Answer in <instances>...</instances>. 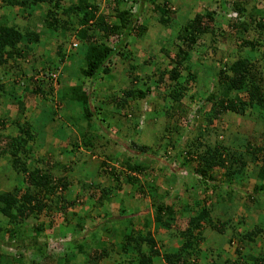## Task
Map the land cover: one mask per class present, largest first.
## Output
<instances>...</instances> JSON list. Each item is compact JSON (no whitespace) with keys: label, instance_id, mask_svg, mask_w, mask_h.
Returning a JSON list of instances; mask_svg holds the SVG:
<instances>
[{"label":"trees","instance_id":"1","mask_svg":"<svg viewBox=\"0 0 264 264\" xmlns=\"http://www.w3.org/2000/svg\"><path fill=\"white\" fill-rule=\"evenodd\" d=\"M64 1L0 0V10L11 11L13 15L12 10L17 9L14 15L24 17L26 21L30 17L39 18L35 23L34 18L29 20V25L22 28L17 23H10L12 21L6 15L0 17V97L6 91L3 78L10 71L17 76H24L27 69L21 68L17 60L29 57V71H32L30 81L39 83L37 90L27 95H39L46 103L47 97L52 94L51 87L56 83L61 89L59 103L65 104L53 111L55 116L58 110L64 112L67 106L75 107L78 101L81 115L87 122V130L83 132L81 140L85 148L91 147L98 157L112 159L107 152L104 155L97 151L98 148L104 150L106 144L93 133V125L101 126L104 121L100 114L111 117L114 127H120L119 131H124L126 127L129 132L122 137L126 140L121 161L123 169L118 171L111 168L110 173L115 182L114 189L120 191L123 185L132 189L125 193L131 204H128L130 207L124 206V195L119 199L121 204L111 207L109 200L115 194L112 195L109 189L99 194L97 205L90 201L79 202V197L73 201L66 199V191H71L72 184L61 176L65 163L62 155L58 157L51 153L54 159L48 162L41 158L34 159L33 156L37 137V122L34 121L38 110L46 109L45 103L27 104L25 100L19 101L14 117L0 118V163H4L0 168V244L4 241L15 250L14 253L7 250L0 252V264H78L75 261L78 255L82 259L79 264H99L102 261L113 264H264V255L256 253L257 247L254 246L258 239L263 240L259 248L264 246L263 227L253 224L252 229L237 234L233 220L228 216L231 213L226 211V206L232 205H243L242 208L247 209V205L264 207V8L256 10L252 6L248 12L242 1L232 3L234 16L229 17L228 24L236 35L233 44L236 53L234 57L230 52L226 56L221 53L217 59H212L210 65H204L217 74L206 97V101L212 104L207 114L209 117L204 120L205 124H195L186 133H181L184 130L183 124L180 118H176L172 125L165 127L164 132L168 134L169 140L164 142L166 148L160 149L163 139L159 140L157 148L147 142L139 144L138 139L127 143L137 126L136 122L131 123L128 119L139 112L138 104L130 103L146 99L152 91L162 89L159 94L162 104L157 107H165L170 118V110L174 111V107L177 109L189 92L186 84L197 82L202 74L198 68L203 66L202 58L190 61L197 44L202 40L208 41L212 51L216 52L217 47L213 45L217 43V13L206 11L191 15L177 30L176 40L179 43L176 41L169 48L160 49L170 69L163 65L165 68L160 69L158 75L154 73L145 76L147 80L154 78V90L153 84L147 86L145 80H142L143 86L146 84L145 89L139 88L141 76L136 74L129 88L112 91L110 95L113 97H110L109 93L103 96L86 94L80 85H64L62 77L67 78V71L76 65L75 60L69 63L75 55L73 47L66 52L61 43L55 46V56L49 62L41 63L39 69L35 65L38 56L34 50L29 49L41 43L42 28L64 36L73 34L77 46L84 47L83 55H78L82 60L76 70L79 71L78 78L87 81L104 79L112 74L113 68L109 64L114 56L125 59L130 57L129 52H125L127 39H140L149 30L144 22L146 17L142 23L140 21L143 10L141 4L147 0H105L106 13L100 12V5L95 0H76L66 7L63 6ZM221 1V7L222 4L227 7L226 0ZM124 2L138 5L139 10L131 11L132 8H127ZM147 2L152 4L147 9L151 12L150 21L154 13L158 14V18H155L157 29L160 25L173 27L170 15L173 10L168 7L166 0ZM38 8H41L40 17L35 15ZM73 18L77 20L76 25L73 24ZM156 26L151 27L153 32ZM133 66L130 65V69ZM64 88L69 91H64ZM66 93H70L68 101L75 100L72 104L64 100ZM197 93L191 94V101L197 98ZM92 101L94 106L90 104ZM168 101L172 103L170 110L165 104ZM97 102L100 104L95 106ZM112 105L124 113L110 116L109 107ZM35 107L36 110H32ZM158 109L155 110L157 117ZM229 114L244 118L241 123L249 127L246 119H252L255 125L253 132L240 134L224 129L221 127L223 123H213ZM168 117H162L164 122L167 123ZM8 129L13 132L6 134ZM181 134H185L182 137L186 139L183 144L176 142ZM163 159H166V163L168 159L170 162L168 167H162L167 175L163 174L161 183L157 181V176L148 182L140 180V175H144L149 167ZM103 161L102 164L107 165ZM69 164L73 165V162ZM236 178L243 180V184L236 185ZM176 182L179 183L178 187L174 185ZM243 187L250 191L243 192ZM220 191H224L222 194L226 196L218 198ZM237 191L245 195L244 204L235 202ZM213 197L216 199L215 204L210 202ZM74 201H77V205H90L72 212L69 217L63 218V222L59 221V212L62 214L66 208L73 206L76 203ZM106 202H109L108 207H105ZM126 207L131 211L135 209V212L143 210L146 214L141 211L136 221L131 217L123 218L121 216L125 214ZM216 207L222 209L214 213ZM133 214L128 213L127 216ZM176 216L179 219L176 220ZM225 216H228L227 219H219ZM242 221L238 223L243 225ZM86 223L88 231L91 227L96 229L104 224V234L98 244L103 248H91L86 252L84 243L88 239L75 238L85 234L83 231L86 230ZM61 229L65 230L64 234ZM210 230L224 236L231 231L227 241L229 244L237 242L233 259H222V246H208L207 235ZM68 234L71 238L66 239ZM91 236H95V233ZM57 244L64 247L62 255L50 248ZM37 256L40 261L35 259Z\"/></svg>","mask_w":264,"mask_h":264},{"label":"rangeland","instance_id":"2","mask_svg":"<svg viewBox=\"0 0 264 264\" xmlns=\"http://www.w3.org/2000/svg\"><path fill=\"white\" fill-rule=\"evenodd\" d=\"M75 1L76 0H65L63 6L66 7L69 4H71V2H75ZM95 1L100 5V8H99L100 12L106 13L107 9L105 6V0H95ZM147 1L146 3L143 2V4H141L143 10L140 14V21L142 23L143 19L146 17L144 22L146 23L145 26L147 25L149 27V30H147V33L145 34V36L141 37L140 39H136V38L127 39L128 43L126 44L125 52L128 51L130 54V57L128 59L120 58L118 55L112 58V61L109 65L111 69L113 68V70L119 69V72L117 73V75H111V76L108 75V76H105L104 79L98 80L99 81L98 83L100 84L102 83L103 85H106V91L104 90L103 92L104 94L109 93L110 97H113L110 95V92L112 91H115L121 88H125V89L127 87L129 88L130 81L133 77L136 76V74H140L139 76H141L139 80V84H140L139 88L144 90L146 87V84L147 86L153 84L152 88L154 90L155 89V83L153 80L154 78L151 77L149 78V80H147L145 76L147 75L148 77L154 73L157 74L160 69L165 68V66L163 65H166V69L168 70L170 69L169 65H167L168 62L165 61L166 59L163 53L160 52V49L162 47L169 48V46H171L173 42L177 41L176 34L180 26H182L188 19L191 18V15L193 16L195 13L203 14L206 11H211V12L214 11L217 13L216 15L218 17L217 18L218 24L216 25L218 28L217 35H216L217 43L213 45L217 47L216 52L214 53L212 51V48L210 47L211 44L208 41L205 42L202 40L197 44L196 48L192 52V57L190 61L194 62L197 60V58H202L203 66L198 67L199 71L202 72V74L198 78L199 81L198 80L197 82L190 81L189 83L186 84L189 88V92L187 93V96H185V98L182 99L180 106L177 109L174 107V111H172L170 110L171 109L170 106L172 103L169 101L165 103L167 104L166 106L171 111L169 114L170 118L167 116V111L165 107H162V106L157 107L159 104H162V99L160 98L161 95H159L160 90L162 89H160L159 91L156 89V91L154 90L151 93H149L146 99L137 100L139 112H137V115L135 117H131L130 119H128L131 121V123L136 122L137 126H136V130L132 132L133 134L130 135V138L128 139L127 143H129L131 140L135 142V140L138 139L139 142L137 143L139 144L142 142L143 143L147 142L150 146H154L155 148H157L159 145L158 144L159 140L163 139L162 141L163 145L160 144L161 146L160 149H165L166 147H164L165 146L164 142L169 140L168 134L164 132L165 127L168 126V124L172 125L174 120H176V118H180V122L181 124H183L182 126L184 130L181 133H186L187 130L194 128L195 124H198V125L205 124L204 120L207 118L208 116L207 114L210 111L211 105H212L211 103L206 101V97L208 95V90L212 88L213 86V81L216 79L215 75L217 74L213 70L210 71V69L204 65H210L212 63L211 62L212 59H217V57L221 53L223 54L225 53L224 56H226V54L230 52L233 57H234V54L236 53V48L235 49L233 48L234 47L233 44H235L234 39L236 38V35H235V32H232L228 24L229 17L231 15L234 16L233 15L234 12L232 11V6H233L232 3L236 1H242V3L247 8L248 12H250L252 6H254L256 10L263 9L264 0H226L227 7L224 4H222V7H221L222 1L220 2V0H166L168 2V7H170L173 10L172 14H170L172 17L171 22L173 23V27L167 28V27H163L160 25L158 28L159 30L157 29V26H156L157 19H155V18H158V14L154 13L153 20L150 21L151 12H148L147 9L151 7L152 4H150ZM160 1L162 2V0ZM124 5L127 8L130 7L129 9L132 8L131 11H134V12H137L139 10V6L138 5L135 6L136 4L124 2ZM12 11H13V15L11 11L7 12L4 10H0V17L2 15H6L9 21H12L10 23H13V22L17 23L22 28L24 27L26 28V26L29 25L30 23V22L28 23V21L34 18V17L33 18L30 17L29 20L26 21V18L20 17V15L18 14H16V16L14 15L17 9H13ZM35 12H36L35 15L37 17L38 16L40 17L41 8L36 9ZM38 20L39 18H34V23L37 22ZM72 21L74 22L73 23L74 25L77 24L76 19L73 18ZM152 26L153 27L156 26V29H154L155 30L154 32L153 30H151ZM59 35H61V33H57L56 31L48 30L46 28L45 36L53 39V40H50L51 47L49 48L46 45L48 44L49 40H47L46 42H41L42 44L38 43L34 45L35 55L38 56V59H37L38 62L36 61L38 64L36 63L35 65L36 67H38V69L42 66L41 63L49 62L55 56V49H54L55 46L57 45L60 46L59 44L61 43L63 50L67 52L68 48H69V51L71 50L72 43L74 42L77 43L73 34H68V36L62 35V37L60 38H59ZM177 43L179 42L177 41ZM130 46L131 48L129 49ZM174 51L175 49L172 50L171 52H174ZM73 53L75 55L74 57H72L69 63L75 60L76 65L74 64L73 65L74 67L71 68L72 70L68 71V74H65V75H68L67 78L64 76L62 77V82H64V85L66 87H69L70 83H73L76 85H80L82 87L85 85L88 88L89 86L86 83L87 79H85L86 82H83V79H80L78 78V76L75 75V73H79V71H76V70H78V63H81L82 61L80 59L81 57L79 56L83 55L84 47L80 45L73 51ZM26 59H28L29 62H26V60H20V59H18L17 61L21 64L20 65L21 68L25 67L27 70H29L31 68V59L29 57H27ZM144 59L146 61L148 60L149 63L145 62ZM130 65H134L135 67L133 66L134 68L130 69L129 67ZM58 66L59 68L61 67L60 65ZM129 70H131V73L129 72ZM141 71H145V72H141ZM142 80H145V83H146L145 86H143L144 82ZM91 81L93 82V84L95 83L94 80H91ZM57 88H58V85L54 87V91ZM66 90L67 92L69 91L67 88H64V91ZM197 91H198L197 98L194 101L193 100L191 101L190 100L191 94ZM69 96H70V93H66L65 94L66 99L64 100L66 101V103L69 102V104H72L75 100L71 102L68 101ZM57 102H59V100H57ZM76 102L77 103L74 104L76 105L75 107L71 105L67 106L66 109L63 110L64 112H62V110H58V112L56 111L58 114L56 116L53 115L54 114L53 111L55 112V109H57L59 105L61 107H64V104H45V108H46L45 112L48 111V108H54V109H52L49 113V118H47V123H48L47 125L41 122V120L45 117L44 115H43V118L39 119V122L35 125V129L37 130V134H36L37 137L34 141L35 142L34 144L35 153L33 154V156H34V159L38 158L39 160L41 158L42 160H44V162L45 161L48 162L54 159L53 155L55 156L58 155L59 157L61 154L63 160L65 161L64 169H62L61 176L66 177V179L69 180L72 184V187L70 188L71 191L70 192L66 191V194H65L66 199L73 201L75 200V198L79 197L78 198L79 202L90 201L91 204L97 205L98 204L97 197L99 196L100 193L103 192V190L109 189L112 195L113 194L116 195L117 193H119L116 189H114L116 187L113 186L115 182L110 173L111 172L110 169L114 168L115 170L117 169L118 171L123 169V165L121 161L123 160L122 153L124 152V149H125L123 145H125L124 141L126 142V140H124V138L122 137H125L128 134L129 130L126 127H124V131H119L120 127H117V128L114 127V122L111 121V117H108L104 114H100L102 116V119H104V121L101 122V126H96L95 124L93 125V129H94L93 133L96 134V137L99 138L101 142H104L106 144H104V147H105L104 150H102V148H98L97 151L104 153V155H105V152H107V154L111 156L112 159L110 160L105 159V158L103 159V156L98 157L97 153L94 152V150L91 147L85 148L81 144L83 132H86L87 130V122L84 120V118L81 115L82 110L80 106L78 105L79 104L78 101ZM90 104L94 106L95 103H93L92 101L90 102ZM98 104L100 103L97 102L95 106H97ZM72 107L74 108V110L72 109ZM156 109H158L159 111V114H158L159 117H157V112L155 113ZM92 112H93V109H92ZM109 112H110V116H119L120 114L124 113L119 108H116L114 105L109 107ZM160 114L162 116H160ZM162 117L169 118L167 120V123L164 122V119ZM243 119L244 118L229 114L224 118H220L218 121H214L213 123L215 125L219 124L218 122L223 123L221 127H223L224 129L228 128L232 132L237 131L240 134L245 133V132H250V133L253 132L252 130H254L255 128L253 120L246 119V122L250 124V127H249L247 124L245 125L241 123ZM34 122L36 123V121ZM42 126L44 128V131H42ZM121 126L123 127L122 123H121ZM257 132L259 133L260 130ZM184 135L181 134L180 138L176 139V142H179V144H183V142H185L186 140L182 138ZM170 138H172V135H170ZM115 139L118 141H115ZM116 147H118L119 149H116ZM48 152H50V155ZM51 153H53V155ZM161 158H163V156H161ZM103 160H105L107 165H103L104 163L102 164V162H104ZM178 161L181 162L180 157H178ZM1 162L2 163H0L1 165L0 168L4 164L3 161ZM70 162H73V165H70L69 164ZM169 162H170L169 159L167 163H166V159L159 160L153 167H149L145 171L144 175L139 174L141 177L139 175H137V177L139 176L140 180H142L143 182H148L149 180L151 181L153 177L157 176L158 177L157 181L161 183L163 174L164 173L166 174V171H164L162 167H168ZM180 171L183 172V170H180ZM235 183L238 186L242 185L243 180L236 178ZM174 185L179 186V183L174 184ZM247 186H249V184ZM246 187L241 188L244 190L243 192L250 191L248 188L246 189ZM122 190H124L126 193V191L130 192L132 189H130L129 186L123 185V188L120 191ZM223 192L224 191L219 192L220 195L218 198H223L226 196L225 194H222ZM237 192L238 193L234 199L235 202H237L238 204L239 203L244 204L245 195L241 191H237ZM125 197L124 199L127 200ZM215 200H216L215 197H213L211 198L210 202H213L215 204ZM74 202L76 203L73 206L66 208V210L62 214L59 212L60 215L57 216L59 221L63 222L64 221L63 218H66V216L69 217V215L72 212L79 211L82 208H87V206L89 207L90 205V204L89 205L88 204L77 205V201H74ZM106 203H109V202H106ZM109 204H111V207L112 205H115L112 203H109ZM242 206L243 205H240V207L238 205L226 206V211L228 213H231L228 216L229 218H232L233 220V223H234L233 227L235 228L236 233L240 234L244 231L252 229L253 224H257L263 227L264 229V207H258L256 205H251V206L247 205L248 209L245 207H243L245 208L243 209ZM223 207L224 206H222V208ZM216 208L217 209L214 210V213H217L222 209L220 207H216ZM93 209L96 211L98 210V208H93ZM141 211L144 212L143 210H140V211L138 210L137 212H135V209H134L132 211L128 210V213L129 214L134 213V215H137L138 212H141ZM99 212L101 211L98 210V213ZM144 214H146V212H144ZM218 214H221V213H218ZM228 216H225L224 218L219 217V219H227ZM126 217H130V216H126ZM178 217L179 216H176V220ZM137 218L138 217L134 219H137ZM240 220H244L242 221L243 225H240L238 223V221ZM85 225L86 226L84 228L86 230L83 231L85 234H83L81 237L76 236L75 238H78L79 240H81L80 238H87L88 241H92L91 243H89L88 241L84 243L86 252H89L91 248L101 249L99 247H102V246H98V244L100 243L101 236L104 234V232L102 231L105 229L104 224L97 226L96 228L97 230L91 227L90 231H88L89 229L88 224L86 223ZM61 230H62L61 231L62 234H64L65 230L63 229ZM93 233H95V236H91ZM229 236H231L230 230L227 236L218 235L216 234L214 230H210V233H208L207 235V238L209 239L207 243L208 246L217 248L220 246L223 247V245H225L226 250L223 249V254H222L223 260L227 259L226 256L233 255V258H234V252H235V249L237 248L236 241H233V243L229 244V242L227 241L229 239ZM69 238H71V236L68 234L66 239H69ZM54 243L55 242H53L52 244ZM255 243L256 244H254V246L257 247L255 248L256 253H258L259 255H264V246L262 247V249L259 248L260 244L263 243V240L258 239L257 242ZM0 246L2 247L0 249V252H6V250L8 252L10 251L11 253L15 252L14 248L10 247V245L5 243L4 241L3 243L0 244ZM50 248H52L53 251L57 253L58 255L59 254L62 255V253L64 252V247L62 244H57L56 246H53ZM80 256L81 255H78L75 259L76 263L78 264L81 263L82 261ZM82 257L86 259L85 256L82 255ZM35 259L39 260L40 257L37 256ZM99 264H113V263L102 261Z\"/></svg>","mask_w":264,"mask_h":264},{"label":"crops","instance_id":"3","mask_svg":"<svg viewBox=\"0 0 264 264\" xmlns=\"http://www.w3.org/2000/svg\"><path fill=\"white\" fill-rule=\"evenodd\" d=\"M45 31L46 29L45 28H42L41 29V34L44 36H42L40 38L41 42H46L47 40H49L48 44H46L49 48L51 47L50 45V40H53L52 38L50 37H47L45 36ZM62 37V35H59V38ZM130 41V40H129ZM42 44V43H41ZM78 44V43H77ZM43 46V45H42ZM78 47V46H77ZM76 47V48H77ZM48 48V49H49ZM75 48V49H76ZM131 48V46L129 47V49ZM30 50H35V47L34 45H32V48L29 49ZM69 50V48H68ZM145 62H147L145 59H144ZM26 62H29L28 59H26ZM67 64V63H66ZM24 68V67H23ZM26 69V68H25ZM72 69L70 68L69 71H71ZM149 70V69H148ZM8 72V71H7ZM119 72V69L117 70H113L112 71V74L111 75H117V73ZM141 72H145V71H141ZM67 74H68V71H67ZM1 75V73H0ZM32 75V71H29L27 70L26 71V74L23 76H17L16 74H14L12 71L8 72L6 74V76L3 78V82L5 84V88H6V91L4 94H2V96L0 97V118L4 117V116H8V117H14L17 113V102L19 101H26L27 104H44L45 101H43L41 99V96L39 95H27L29 93H31L32 91L34 92L35 90H37V86H38V81L36 82H31L30 81V76ZM76 76H78L77 73H75ZM109 75V76H111ZM39 77L41 76L40 74L38 75ZM84 82L85 79H83ZM95 83L93 84L92 81L88 80L86 83L87 85L89 86L87 88V86H83L82 89L83 91L86 93V94H92V95H104V90L106 91V85H103L102 83H98L99 81L98 80H94ZM103 81V80H102ZM53 84V83H52ZM56 83L53 84V86L51 87V95H49L47 97V101L45 104H65V102H57V100H59L58 98L60 97L61 95V92H60V87L58 86V88L54 91V87H56ZM74 84L73 83H70V86H73ZM110 86V84H109ZM46 89H48V87H46ZM81 104V103H80ZM130 104H137V102H134V103H130ZM45 108V107H44ZM36 110V107L33 108L32 110ZM51 109H54V108H48V111L45 112L44 109H39L38 112L36 113V117H35V121L38 123L39 122V119H42L43 118V115L46 117H44L41 122L43 124H48L47 123V118H49V113L51 111ZM31 110V111H32ZM42 131H44V128L42 126ZM12 133L13 131H10L9 129L6 131V134L8 133ZM114 185V184H113ZM119 193H117L115 196H113V198H111L109 201L110 203L112 204H121L119 203V199L120 197L124 196L125 195V191L122 190V191H118ZM126 198V197H125ZM127 199V198H126ZM115 200V201H114ZM128 204H131L130 201L127 199L125 200L124 202V206H129ZM116 205V206H117ZM105 207H108V203H106ZM130 207V206H129ZM130 210L129 208L126 207V212L124 215H122L121 217L125 218L128 213L127 211ZM139 214L141 215V212H139L137 215H130V217L132 219L136 218L139 216ZM136 221V219H134ZM260 246H262V244H260ZM223 249L226 250L225 248V245H223ZM206 257V255H203V257ZM229 259H233V255L232 256H226V258ZM234 257H235V254H234Z\"/></svg>","mask_w":264,"mask_h":264},{"label":"clouds","instance_id":"4","mask_svg":"<svg viewBox=\"0 0 264 264\" xmlns=\"http://www.w3.org/2000/svg\"><path fill=\"white\" fill-rule=\"evenodd\" d=\"M73 48H76L77 47V43L75 42V43H72V45H71Z\"/></svg>","mask_w":264,"mask_h":264}]
</instances>
